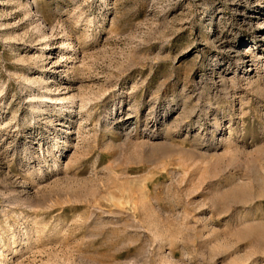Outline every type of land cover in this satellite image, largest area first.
<instances>
[{
    "label": "rangeland",
    "instance_id": "374dc122",
    "mask_svg": "<svg viewBox=\"0 0 264 264\" xmlns=\"http://www.w3.org/2000/svg\"><path fill=\"white\" fill-rule=\"evenodd\" d=\"M0 264H264V0H0Z\"/></svg>",
    "mask_w": 264,
    "mask_h": 264
}]
</instances>
